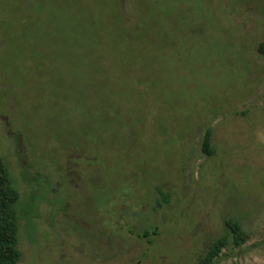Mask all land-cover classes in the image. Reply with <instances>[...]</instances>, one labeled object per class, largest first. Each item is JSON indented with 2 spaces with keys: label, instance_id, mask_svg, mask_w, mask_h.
<instances>
[{
  "label": "rangeland",
  "instance_id": "obj_1",
  "mask_svg": "<svg viewBox=\"0 0 264 264\" xmlns=\"http://www.w3.org/2000/svg\"><path fill=\"white\" fill-rule=\"evenodd\" d=\"M260 45L264 0H0L18 264H264Z\"/></svg>",
  "mask_w": 264,
  "mask_h": 264
},
{
  "label": "trees",
  "instance_id": "obj_2",
  "mask_svg": "<svg viewBox=\"0 0 264 264\" xmlns=\"http://www.w3.org/2000/svg\"><path fill=\"white\" fill-rule=\"evenodd\" d=\"M259 51L264 54V45H260ZM212 129L204 131L201 140V149L206 156H213L215 148L212 144ZM13 179L3 159L0 157V264H18L21 252L18 248L19 209L20 194L13 185ZM228 233L231 235V245L239 247L245 242L244 233L240 224L232 219L225 221ZM131 232H133L131 230ZM150 234H156L145 230L139 237L148 238ZM229 245L228 237L222 236L212 243L206 255L198 262L199 264H213L220 255L222 249Z\"/></svg>",
  "mask_w": 264,
  "mask_h": 264
}]
</instances>
